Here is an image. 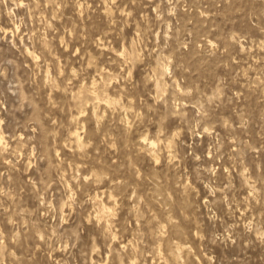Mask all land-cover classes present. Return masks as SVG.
Returning <instances> with one entry per match:
<instances>
[{
  "label": "rangeland",
  "instance_id": "374dc122",
  "mask_svg": "<svg viewBox=\"0 0 264 264\" xmlns=\"http://www.w3.org/2000/svg\"><path fill=\"white\" fill-rule=\"evenodd\" d=\"M0 264H264V0H0Z\"/></svg>",
  "mask_w": 264,
  "mask_h": 264
},
{
  "label": "bare ground",
  "instance_id": "6f19581e",
  "mask_svg": "<svg viewBox=\"0 0 264 264\" xmlns=\"http://www.w3.org/2000/svg\"><path fill=\"white\" fill-rule=\"evenodd\" d=\"M89 93H90V92H89ZM95 93H96V92H95ZM87 94H88V93H87ZM87 94H86V95H87ZM90 94H91V93H90ZM88 96L90 97V95H88ZM98 98H99V97H98ZM73 139H74V138H73ZM77 141H78V140H77Z\"/></svg>",
  "mask_w": 264,
  "mask_h": 264
}]
</instances>
